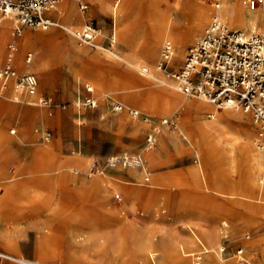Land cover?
Listing matches in <instances>:
<instances>
[{
    "label": "rangeland",
    "instance_id": "obj_1",
    "mask_svg": "<svg viewBox=\"0 0 264 264\" xmlns=\"http://www.w3.org/2000/svg\"><path fill=\"white\" fill-rule=\"evenodd\" d=\"M62 1L72 3L74 9L68 5L65 12L50 13L55 24L47 29L26 26L22 31L55 35L54 40L25 42L21 35L18 42L19 73L30 71L37 76L40 90L52 98L51 106H42L36 103L37 97L29 95L21 101L9 99L6 89L0 88V134L7 136L0 149L5 161L0 165L15 179L9 188L0 181V250L25 261L0 255V264H121L132 255L134 234L153 245V252L140 255L151 259V253L155 254V264L167 256V248L186 253V261L179 264H194L197 255H202L200 264H264V200L253 198L251 189L245 196L238 189L230 195L233 191L227 182L242 179L237 167L229 169L223 161L214 179L201 169L203 151L191 144L197 123L195 104L211 103L188 98L169 84L136 86V80L151 79L127 63L135 57L140 66L151 70V63L134 51L149 36V0H86L84 11L77 0ZM198 1L158 3L162 12L170 14L177 32L183 33ZM203 2L214 5L212 0ZM257 8L264 9V5ZM79 12L84 20L77 29L91 22L103 33L114 35V46L95 48L80 43L68 29ZM221 18L232 28L223 14ZM11 28L12 23L6 28L0 67L5 63ZM259 30H264L263 21L257 24L255 31ZM199 37L188 43L182 59L160 69L168 82ZM161 50L155 64H159ZM30 52L32 61L26 63ZM88 84L98 101L94 109L82 104ZM171 90L181 100L171 101L167 108L161 106ZM134 92L141 95L139 101L128 100ZM113 101L123 103L126 110L113 111ZM133 108L139 110L138 115L131 114ZM234 112L248 119H232L231 128L257 134L251 114ZM166 117H174L176 124L164 127L155 147L145 150L149 130ZM204 117L208 121L216 118L207 112ZM164 139L168 143L163 155L152 159L151 154L162 150ZM124 154L142 156L143 177L131 176V167L109 164L111 157ZM93 159L100 163V172L89 176ZM37 166L38 173H28ZM197 169L200 175L195 178ZM100 175L111 180L105 189L110 201L100 202L94 192L79 190L81 183ZM213 234L216 240H211ZM138 261L134 258L132 264L150 262Z\"/></svg>",
    "mask_w": 264,
    "mask_h": 264
},
{
    "label": "built area",
    "instance_id": "obj_2",
    "mask_svg": "<svg viewBox=\"0 0 264 264\" xmlns=\"http://www.w3.org/2000/svg\"><path fill=\"white\" fill-rule=\"evenodd\" d=\"M62 0H0V13L9 16L12 20L10 41L5 63L0 67V84H12L18 101L26 95L37 96V103L42 106H51L52 98L40 90L37 76L30 71L19 73L17 69L18 37L23 28L47 29L55 24L50 11ZM223 0H212L219 8ZM80 9L86 10V0H77ZM252 7L264 5V0H246ZM80 43L98 48L114 46L115 37L105 34L93 23L88 22L77 32ZM174 55L171 43L165 44L162 49L160 68H170ZM32 61V53L26 56V63ZM179 89L188 98L207 100L218 108H233L243 113H250L257 128L256 143L261 152H264V30L249 33L243 30H234L217 15L206 28L203 36L187 51L182 65L172 72ZM87 94L82 104L88 109L98 107V101L93 89L86 85ZM66 108L67 105H63ZM112 109L122 112L124 106L113 101ZM131 114L138 115L139 111L130 110ZM145 119H149L145 117ZM174 117L160 119L152 126L146 136L145 150L155 147L161 131L166 126H174ZM109 164L113 167H142L144 159L139 154H124L111 157ZM100 172V163L97 159L91 162L88 175ZM115 197L120 199V194ZM241 253V252H240ZM202 255L194 258V264H200ZM155 254H151L150 262L138 264H155Z\"/></svg>",
    "mask_w": 264,
    "mask_h": 264
},
{
    "label": "bare ground",
    "instance_id": "obj_3",
    "mask_svg": "<svg viewBox=\"0 0 264 264\" xmlns=\"http://www.w3.org/2000/svg\"><path fill=\"white\" fill-rule=\"evenodd\" d=\"M99 1L105 3L106 0H99ZM119 1L120 0H118V2ZM158 1L159 0H149L150 2L149 36L146 42L144 43V45H142L137 49L136 48L134 49V51L136 50V52L142 55L143 61H149L151 63V70L149 71V67L145 65L140 66L139 65L140 61L137 60V58L135 57L127 59L128 65L139 68L141 71H143V73H146L151 78L150 80L147 81L136 80L135 83L137 84L136 86L138 87L146 88L151 84H169L173 88L177 89L179 93L181 92L182 94H184L179 89L176 80L172 76H171L172 79L169 82L165 79L162 70H160L161 68L159 66L161 59L159 61V64H155L156 59L159 55L160 50L163 49L165 44L173 43L175 48H174V55L172 57L171 64L174 65L176 61L182 59V57L184 56V51H185L184 49L188 45V43L194 41L196 38L201 36L202 32L204 34L206 28L209 26V24L212 22L215 16L217 15L222 16L223 14V16L228 20V22L230 23V25L234 30H243L246 33L257 30V24L260 21L264 22V9L257 8L256 6L255 7L250 6L246 2V0H223L219 8L215 7L214 5H211L210 7L208 4H206L207 2L204 3L205 1L203 2V0H199L195 6L194 12L188 23L187 28L183 33H179L177 32L175 24L172 18L170 17V14H168L167 12H162L160 10ZM68 5L71 10L74 9L72 3H69L67 1L66 2L62 1L54 9H52L51 12L54 13L60 9L66 11ZM73 20H74L73 23H71L73 26L71 25L72 27L68 29L69 31L73 32L77 37V32L86 25L85 23L81 28L77 29L78 28L77 26L83 22L84 15L82 14V12H79L76 15V17H74ZM11 23L12 20L10 19L9 16L3 14L0 15V52L2 50L4 40L6 39V28H8V26ZM21 35L23 36L22 38H24L25 42H29L31 40L42 42L45 40L48 41L54 40L56 38L55 35H49L43 32L34 34L28 29L24 30V32H22ZM98 47L103 48L101 44H99ZM161 58H162V50H161ZM87 86H90L93 89L92 85L88 84ZM0 88L1 90L6 89V96L9 99H16V91L11 83L8 84L7 86H2V84H0ZM179 93H176L175 91L171 90L170 97H166L162 102H160V105L167 108L170 105L171 101H180L181 97ZM140 96H141L140 94L134 92V93H130L127 98L129 101H139ZM31 97H37V96H31ZM119 103L122 104V106H124L123 103L121 102ZM209 103L213 104L212 102ZM211 104H207L203 102H199L198 104H195V108L197 111V117H196L197 123H196L194 137L191 138V144L192 147L194 148L197 147L201 149L204 153V156H202V158L204 157V166H202L201 169L204 171L205 170L209 171V173H211L210 177L213 176V178L216 179L221 169L220 164L223 161L228 165L229 169H233V165H235L239 173L242 175V179H240L238 183H235L232 180L227 182L229 188L233 191V192H229V194L235 195L236 193L234 192V190L238 189L240 191V194L245 196L246 195L245 192L251 189L254 195L253 198H255L256 200L257 199L264 200V152H261L257 147L256 134L249 131H245V132L237 131L231 128L229 124L230 121L234 118H238L245 121L248 119V117L237 116L236 113L234 112L235 109L233 108H225L226 111L221 113L219 108L215 104L213 105ZM124 110H126L125 106H124ZM133 110L139 111L138 109L135 108H133ZM206 112L209 113V116L216 118L213 121L206 120L204 117V114ZM246 114L248 115L250 113H246ZM166 118H162V119H166ZM123 123L127 125L128 122L123 121ZM6 139L7 136H2L0 134V149H2L4 143L6 142ZM170 139L173 140V142H175L174 135H170ZM167 143L168 142L165 141L164 139L162 150L159 151L156 154V156L151 154L152 159L155 160L158 157H160L161 154L163 155V151L165 150ZM3 157L5 156L1 154L0 163L1 162L3 163L5 161ZM39 168H40L39 166L32 167L29 169L28 173L35 175L34 173L35 172L38 173ZM134 168L131 167V171L129 172L131 176L137 178L144 176L143 175L144 166L143 168L142 167L140 168L134 167ZM199 172L200 170L197 169V172H195V178L196 176L200 175ZM13 177L14 176H12V174L4 170L0 165V181L5 183V188H9L11 186L14 187L13 181L15 179L13 180ZM145 178L149 179V177L146 176ZM110 181L111 180L108 179V176L100 175L96 177L94 180H92L90 183L87 182L81 183L79 186V190L81 192H94L100 202L110 201V197L108 196V193H106L105 190L108 188V183ZM197 182H199V179H197ZM2 189L3 187L0 186V190ZM214 239L216 240L215 234L211 236V240ZM132 240H133V248L131 250L132 255L125 258L121 262V264H132L134 258H138L139 260L138 262L142 260H147V261L150 260L147 258L143 259L144 257H142L140 253L147 252L148 254L149 252H153L154 250L153 245L149 241L140 240V238H137L136 234L132 236ZM191 246L192 244L189 245V248H191ZM219 249L222 250L221 245H219ZM240 252L242 251L240 250ZM217 253L220 254V251L217 250ZM185 254L186 253L180 254L177 253L175 250L173 251V249L167 248L166 251L167 256L161 258L159 263L160 264H171L172 262H175L176 264L183 263L186 261V258L184 257ZM0 255L7 256L15 261L25 262L23 261V259L5 253L1 250H0ZM208 257H213V255L209 254ZM32 263L65 264L60 262L50 263L43 261H35ZM72 264H80V263L73 262ZM231 264H236V263L231 262Z\"/></svg>",
    "mask_w": 264,
    "mask_h": 264
},
{
    "label": "crops",
    "instance_id": "obj_4",
    "mask_svg": "<svg viewBox=\"0 0 264 264\" xmlns=\"http://www.w3.org/2000/svg\"><path fill=\"white\" fill-rule=\"evenodd\" d=\"M61 2H62V1H61ZM61 2H60V3H61ZM51 11H52V10H51ZM51 11H50V13H52ZM50 13H49V14H50ZM50 16L52 17V15H50ZM17 42H19V39H18V41H17ZM172 65H173V64H172Z\"/></svg>",
    "mask_w": 264,
    "mask_h": 264
}]
</instances>
